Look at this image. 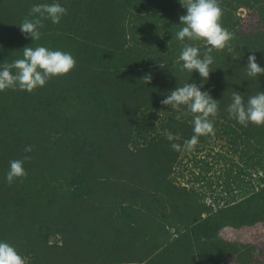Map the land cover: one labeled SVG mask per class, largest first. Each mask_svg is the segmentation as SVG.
I'll return each mask as SVG.
<instances>
[{"label":"trees","instance_id":"trees-1","mask_svg":"<svg viewBox=\"0 0 264 264\" xmlns=\"http://www.w3.org/2000/svg\"><path fill=\"white\" fill-rule=\"evenodd\" d=\"M53 2L67 9L61 22L45 20L39 41L22 34L31 6ZM219 3L235 51H213L205 81L178 63L184 44L205 51L176 39L180 0H0V64L23 58L26 46L76 60L31 93L0 91V241L28 264H264V242L233 231L264 225V125L245 127L227 111L233 91L245 100L264 91V75L246 74L250 55L264 68V0ZM239 9L258 26L239 29ZM186 83L202 85L218 112L214 134L189 151L200 166L184 184L174 173L193 115L161 101ZM165 130L180 136L181 151ZM26 155V177L8 184L9 161ZM218 170L224 182L208 203L195 184Z\"/></svg>","mask_w":264,"mask_h":264},{"label":"clouds","instance_id":"clouds-1","mask_svg":"<svg viewBox=\"0 0 264 264\" xmlns=\"http://www.w3.org/2000/svg\"><path fill=\"white\" fill-rule=\"evenodd\" d=\"M180 3L186 9V14L179 17L181 27L176 32V39L181 42L186 39L202 41L205 51L201 55L199 47L184 44L178 63L182 62L181 70H187L190 73L196 71L206 81L212 72L210 65L214 62L211 53L215 50L222 51L225 48L229 52H234L235 49L231 47L230 41L235 38V34L221 23L223 9L219 0H180ZM66 14L67 9L58 2L34 4L19 28L26 37L39 41L42 35L40 29L44 27L43 22L50 20L53 24H59ZM22 57L11 63L0 64V91L19 89L31 93L38 87H44L53 77L67 75L76 67V60L69 52L50 50L45 46H26L22 49ZM233 59L240 58L233 56ZM246 70L249 77L264 75V68L257 63L255 55L248 57ZM142 81L144 84L151 83V75L146 74ZM201 88L202 85L198 87L196 83H186L171 91L161 101L163 106H169L178 112L181 106H184L187 111L182 114L191 113L193 115L194 134L184 141L183 150H193L199 142V137L214 134V124L210 118L217 115L218 101L214 100L208 92L201 91ZM227 111L231 119H235L245 127L249 123L256 126L264 125V91L249 96L247 100L239 92L233 91L232 102ZM176 119L179 120L180 116L177 115ZM163 135L169 142H172L173 150H182L179 143L173 142L180 140L178 134L174 135L165 130ZM32 150V146H25V152ZM30 159L31 157L26 155L22 160L9 161V170L6 173L8 184L16 178L26 177L27 173L23 165ZM0 264H28V260L14 246L0 241Z\"/></svg>","mask_w":264,"mask_h":264},{"label":"rangeland","instance_id":"rangeland-1","mask_svg":"<svg viewBox=\"0 0 264 264\" xmlns=\"http://www.w3.org/2000/svg\"><path fill=\"white\" fill-rule=\"evenodd\" d=\"M237 15H239L240 17V26L239 29H241L244 32H248L254 28H256L258 25L257 20L258 17L256 16V14L253 11H247L245 9H239L237 11ZM182 159H181V164L179 167V170L181 172L180 176L179 174L176 172L174 173V175L177 177V179L181 182H183L184 184L187 183V180L189 178H191V182H192V171L196 172L198 171V168L200 166V163L195 162V160H197L198 156L200 154H196L193 158H191L192 154L187 151L184 150L182 153ZM223 163H220L219 166H216L217 168H221L223 167ZM233 170L235 171L236 168H234V166L232 167ZM236 172V171H235ZM220 170L217 171L215 176H211L210 178H208L209 180H205L202 182H197L195 184V187H197V191L198 188L201 187V189H206L207 193H206V200L208 203L211 200V197L213 196H217L221 190V187L217 186V184H222L224 182L223 179V174H220ZM235 173H232V176H234ZM221 177V178H219ZM242 178V177H240ZM211 187H209L210 183ZM232 180L229 179V183H231ZM213 189V190H212ZM223 195V194H222ZM221 205V204H220ZM215 207V205H214ZM236 234L238 238H241L243 240L244 236H247V241H249V243H253L254 245H256L259 242H264V225H258L256 227H254L253 229H246V230H233ZM242 232V233H241ZM233 233V232H232ZM234 233V235H235ZM229 234V233H228ZM231 235V234H230ZM227 236V235H225ZM251 237V238H250ZM249 238V240H248ZM259 261H264V258H259Z\"/></svg>","mask_w":264,"mask_h":264}]
</instances>
